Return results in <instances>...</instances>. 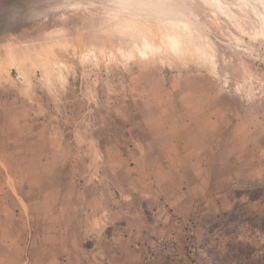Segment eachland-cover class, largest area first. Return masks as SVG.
Masks as SVG:
<instances>
[{"label": "rangeland", "instance_id": "rangeland-1", "mask_svg": "<svg viewBox=\"0 0 264 264\" xmlns=\"http://www.w3.org/2000/svg\"><path fill=\"white\" fill-rule=\"evenodd\" d=\"M117 1L0 0V216L8 217H0V227L22 230L19 243L36 239V198L54 183L53 195H72L66 207L76 220L104 210L113 192L128 196L130 178L147 179L139 189L151 185L150 170L127 167L137 149L152 163L164 151L178 162L180 153L214 147L215 208L166 212L165 231L137 264H236L251 253L256 259L264 245V0ZM120 18L137 20L132 31L154 48L150 58L123 41L119 50L111 24ZM160 20L176 24L163 28L172 39ZM87 47L93 57L83 56ZM174 187L170 177V197ZM151 200L142 203L148 220L158 207ZM129 203L122 213L142 209ZM48 210V203L37 207ZM114 230L124 233L122 224ZM29 257L36 255L26 249Z\"/></svg>", "mask_w": 264, "mask_h": 264}, {"label": "crops", "instance_id": "crops-1", "mask_svg": "<svg viewBox=\"0 0 264 264\" xmlns=\"http://www.w3.org/2000/svg\"><path fill=\"white\" fill-rule=\"evenodd\" d=\"M211 148L214 147H210L208 152L193 149L180 153L178 162L172 160L167 151L156 153L157 160L152 163L141 161L144 151L137 149L135 153L137 160L134 161L133 166L127 167L130 173L144 171L148 174L150 170L149 174L153 175L154 183L149 178L148 183L151 182V185L145 184L143 189H139L140 182L144 180L147 183V179L139 175L130 178L128 196L121 195L119 199H116L113 192L112 200L109 196L104 203L106 205L102 207L104 210H99L95 214L87 210L85 217H80L79 220L73 219L70 216L71 211L66 207L73 206L72 195L65 193L60 198L56 194L53 195L56 190L54 183L52 191L38 194L36 198V218H38L36 239L32 238L27 242L19 243L18 238L23 231L17 229L14 233L13 226L1 225L0 249L5 253L0 257V264H137L143 252L153 244L154 237L165 231L164 227L160 226L167 221L166 212L171 210L170 213L178 214V210H184L185 205L192 206L194 209L200 208L202 204L208 209L215 208L218 196L216 192L217 154L216 150ZM42 164L46 166L48 163ZM0 165L2 166V163ZM70 167L69 164L65 165L66 169ZM170 177L176 185L174 187L176 194L172 193L171 197L165 188ZM227 181L225 178L221 179L224 184ZM124 198L125 202L122 201ZM151 198L158 201V207L153 212L152 220H148L142 203H149L152 201ZM84 199L89 201L87 195ZM14 201L22 214V208L26 204L18 192ZM131 201L141 203L142 209L136 205L135 210L130 213L129 211L122 213V203L131 204L129 203ZM43 203H48L49 210L37 212V207L40 208ZM60 203H64L65 207L63 208ZM6 214L3 213L1 215L3 217L0 216L2 223L8 220ZM15 214L19 213L15 212ZM61 215H64L65 224H61ZM157 222V229H154V223L156 225ZM78 223H81V226ZM120 224L124 233L114 230ZM84 226L86 230L80 232ZM96 226L98 229L95 228ZM15 237L17 239L13 240ZM26 249L33 250L36 258L25 259ZM9 250L16 251L15 257L8 256Z\"/></svg>", "mask_w": 264, "mask_h": 264}, {"label": "bare ground", "instance_id": "bare-ground-1", "mask_svg": "<svg viewBox=\"0 0 264 264\" xmlns=\"http://www.w3.org/2000/svg\"><path fill=\"white\" fill-rule=\"evenodd\" d=\"M117 1V0H116ZM140 3L139 5L143 4V2H145V4L147 2H150V1H156V0H138ZM159 2H162L163 0H158ZM213 1V0H212ZM118 2V1H117ZM119 2L123 5V4H126V5H131V6H135L138 4V2L136 0H119ZM157 2V1H156ZM215 2V1H214ZM119 4V5H121ZM216 4V3H215ZM147 5V4H146ZM262 5L264 6V2H262ZM215 6V5H214ZM129 9V8H128ZM130 11H131V8H130ZM141 11V10H140ZM146 11V8L145 10H143V12ZM148 12V11H147ZM132 13V12H131ZM135 14V13H134ZM141 15V14H140ZM146 15V14H145ZM158 17V16H156ZM163 17V16H162ZM139 18V17H138ZM143 18V17H142ZM147 18V16H146ZM114 22H112L111 26L114 27V31L116 32V38H119L118 39V42H119V50H121V44H120V41H123L124 43H128L127 44V50L129 51H132L135 53V55H137L138 57H140L141 59H148L150 58V56L153 55V50L154 48H152L150 46V44L148 42H146L144 39H142L140 36H138L137 34H135L133 31H132V23H135L136 21L134 19H130V18H120V19H117V20H114ZM263 21V20H262ZM143 22V21H142ZM145 23V22H144ZM157 23V22H156ZM159 30L161 32H163L164 34V37L167 36L169 37L168 39H172V36L168 35V31H163L165 28L166 30V27H168V25L172 26V27H175L176 24H173L171 21L167 22V21H164V20H160L159 21ZM171 27V28H172ZM183 27V26H182ZM177 29V27H175ZM168 29V28H167ZM175 29V30H176ZM184 29V28H183ZM179 30V29H178ZM180 31V30H179ZM264 31V30H263ZM170 34V33H169ZM177 34H175L176 36ZM180 36V35H179ZM179 36L177 35L175 38H177V41L179 40ZM171 37V38H170ZM171 50H175V52H172L173 54H177L176 51H180L178 49L175 48L176 44L175 42H170L169 44ZM92 47V46H91ZM91 47H87V50L86 52L84 53V57L87 58V57H93V52L91 51ZM124 53V51H123ZM175 54V55H176ZM131 57V56H130Z\"/></svg>", "mask_w": 264, "mask_h": 264}, {"label": "trees", "instance_id": "trees-1", "mask_svg": "<svg viewBox=\"0 0 264 264\" xmlns=\"http://www.w3.org/2000/svg\"><path fill=\"white\" fill-rule=\"evenodd\" d=\"M249 200H251L250 197ZM259 229L262 232V234H264V217L261 218V224L259 225ZM237 244L238 246H241L242 243H237ZM245 245L248 246L246 249L250 248L248 244ZM225 262H226V258L220 261L221 264H225ZM236 264H264V245L262 246V254L259 257L255 259L252 253L249 255L247 254V258L244 261Z\"/></svg>", "mask_w": 264, "mask_h": 264}]
</instances>
